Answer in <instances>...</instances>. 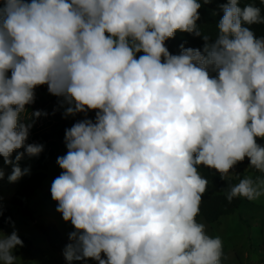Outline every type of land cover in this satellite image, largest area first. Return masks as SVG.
<instances>
[{
    "label": "clouds",
    "instance_id": "obj_1",
    "mask_svg": "<svg viewBox=\"0 0 264 264\" xmlns=\"http://www.w3.org/2000/svg\"><path fill=\"white\" fill-rule=\"evenodd\" d=\"M211 2L0 0V157L9 182L29 173L25 156L44 151L27 142L48 115L25 118L37 88L47 86L65 118L84 117L65 130L50 187L74 229L67 264H222V239L197 221L209 185L199 168L226 180L247 159L264 173V35L251 27L264 25V14L225 0L212 38L197 23ZM177 32L202 47L171 53L166 42ZM225 196L259 199L264 176L240 179ZM8 223L0 264H19L24 242Z\"/></svg>",
    "mask_w": 264,
    "mask_h": 264
},
{
    "label": "rangeland",
    "instance_id": "obj_2",
    "mask_svg": "<svg viewBox=\"0 0 264 264\" xmlns=\"http://www.w3.org/2000/svg\"><path fill=\"white\" fill-rule=\"evenodd\" d=\"M215 1L217 3L225 2V0ZM26 108L25 118L29 117L33 110H44L48 113L47 116H41L36 120L27 142L44 145V151L39 156L47 155L50 151H54L55 155L48 162L45 185L25 205V209L31 213L30 215H25L22 208H13L10 201L22 180L33 173L39 156L31 158L25 156L19 162L22 169L29 168L30 171L14 183L9 182L7 178L11 173V166L3 165V158L0 157V166L5 172L4 178L0 180V205L2 208L8 207L11 210L15 229L24 242V246L18 248L14 253L21 258L19 264H67L63 256V248L52 247L48 238L41 231V227L54 225L61 233L65 243H68V233L74 230L73 226L70 223H65L61 214L56 211L57 203L52 200L50 193L52 181L62 171L57 165L56 159L67 151L65 143L62 145L58 137L64 109L59 107L58 98L50 95L48 91L37 93L35 103L26 106ZM81 119H83L82 114L67 117L68 128ZM258 142L264 144V141ZM14 156L15 153L13 158ZM259 175L261 173L248 167V164H238L227 179L240 180L247 176L256 179L260 177ZM208 182L205 194H217V186L212 181ZM243 199L245 200L244 206L235 214L223 217L212 225L202 222L206 226L207 234L212 237L219 236L223 241L222 264H264V196L255 201ZM12 231L11 226L4 230L9 234ZM73 264H83V262L76 261ZM87 264H95V261L89 260Z\"/></svg>",
    "mask_w": 264,
    "mask_h": 264
},
{
    "label": "trees",
    "instance_id": "obj_3",
    "mask_svg": "<svg viewBox=\"0 0 264 264\" xmlns=\"http://www.w3.org/2000/svg\"><path fill=\"white\" fill-rule=\"evenodd\" d=\"M246 3H254L256 6L261 7L262 14H264V4H261L260 0H241V7ZM215 0L214 2L205 4L202 6L200 11L201 19L197 22L200 25V29L203 34L208 35L212 38L215 37L218 29L217 22L222 16V12ZM257 36L264 35V25H253L251 26ZM184 43L186 47L201 48L203 41L201 38L193 37L187 33L177 32L174 39H170L166 42V46L173 54H178L179 45ZM139 55V54H138ZM47 91V86H41L36 89L37 93H43ZM95 113L90 112L89 118H94ZM83 116V114H82ZM84 118V117H83ZM68 128V120L63 116L61 119V129L58 133V137L62 145H64L65 130ZM21 149L20 151H22ZM55 155L54 151H50L47 155L39 156L34 166L33 173L22 180L16 193L12 196L10 204L13 208H22L25 215L31 213L25 209L26 203L36 195L37 191L42 189L45 185L46 171L48 169L49 160ZM248 160L245 159L240 165L248 164ZM199 171L203 177L208 181H212L217 186V194L210 195L204 194L202 203L200 205V213L197 216V221L212 225L217 223L221 218L230 216L239 211L245 203L243 198H234L231 203L226 199L225 193L231 185L237 184L239 179H226L221 180L219 173L213 169L205 168L201 166ZM264 176V173L259 175ZM14 220L13 214L8 207L3 208V215L0 216V229H7L10 225L8 219ZM41 231L50 241V244L54 248H63L67 243L62 238L61 233L56 226L50 225L48 227H41Z\"/></svg>",
    "mask_w": 264,
    "mask_h": 264
}]
</instances>
